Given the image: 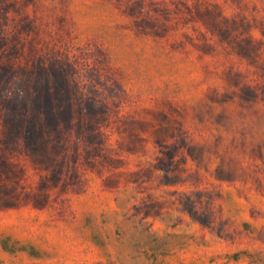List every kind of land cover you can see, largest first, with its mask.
<instances>
[{
  "label": "rangeland",
  "instance_id": "374dc122",
  "mask_svg": "<svg viewBox=\"0 0 264 264\" xmlns=\"http://www.w3.org/2000/svg\"><path fill=\"white\" fill-rule=\"evenodd\" d=\"M0 264H264V0H0Z\"/></svg>",
  "mask_w": 264,
  "mask_h": 264
}]
</instances>
